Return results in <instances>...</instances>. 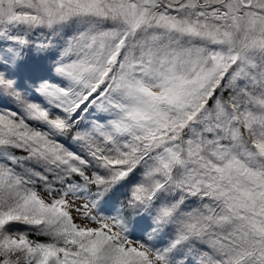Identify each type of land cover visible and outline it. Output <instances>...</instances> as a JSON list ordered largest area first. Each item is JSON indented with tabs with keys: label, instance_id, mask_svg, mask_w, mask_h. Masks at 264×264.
I'll list each match as a JSON object with an SVG mask.
<instances>
[{
	"label": "snow or ice",
	"instance_id": "obj_1",
	"mask_svg": "<svg viewBox=\"0 0 264 264\" xmlns=\"http://www.w3.org/2000/svg\"><path fill=\"white\" fill-rule=\"evenodd\" d=\"M0 264H264V0H0Z\"/></svg>",
	"mask_w": 264,
	"mask_h": 264
}]
</instances>
